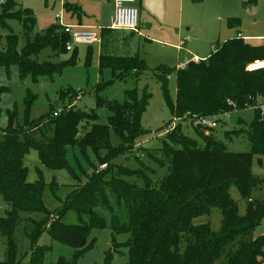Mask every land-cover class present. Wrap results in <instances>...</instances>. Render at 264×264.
<instances>
[{
	"label": "trees",
	"instance_id": "trees-1",
	"mask_svg": "<svg viewBox=\"0 0 264 264\" xmlns=\"http://www.w3.org/2000/svg\"><path fill=\"white\" fill-rule=\"evenodd\" d=\"M17 6V0L0 1V24L8 28L9 19L21 20L27 43L19 50L18 38L8 28L5 39L0 36V65L8 69L17 65L20 80L30 78L34 82L40 77L53 78L66 66L75 65L77 50L61 64L35 59L45 47H51L56 53L66 52L70 36L59 25L31 36L36 18L32 10L17 9ZM78 8L69 5L67 10L77 11ZM234 24H240V20H228L229 26ZM92 56L93 46H89L88 67ZM255 59H264V47H251L244 44L242 37H234L219 43L205 60L189 61L183 68L159 67L157 78L162 83L173 117L166 126L177 122L161 139V156L153 158L148 154L165 169V174L156 182L151 174L157 171L138 157L139 168L116 163L118 158L131 154L144 134L142 116L150 95L145 93L140 99L136 92L130 91L123 103L102 96L111 83L130 76L139 77L146 68L139 57L100 55V68H110L114 80L94 87L96 106L90 111L63 107L54 116L57 107L51 105L48 116L30 120L29 113L37 94L28 90L23 101L27 116L25 125H16L18 109L15 106L9 111L8 126L0 128V197L7 206L5 215H0V237L5 244V258L0 264H22L26 253L31 254L26 264H80L84 254L95 245V239L91 238L92 228L106 226L96 212L99 201L111 210L110 228L114 239L103 264H112L116 235L125 232L129 233L123 243L128 249V264H264V235L253 236V231L264 219V199L248 201L245 214L240 215L238 203L230 193L231 188L236 187L241 197L249 200L253 190L262 184L253 174L252 164L255 155L264 156V111L257 101L258 95L264 96V69L246 70ZM174 70L177 91L172 101L168 95V78ZM5 91L0 89V97ZM67 93H71V101L77 99L78 92L72 87L60 90L59 98L63 100ZM100 108L110 112L106 124L98 122ZM247 108L255 112L250 128L245 130L250 152L229 151L214 136V128L195 126L204 141L201 146L187 136L181 123L190 120L193 124L200 118L219 120L224 113ZM112 131L120 140L117 146L112 143ZM70 147H78L87 159V151L91 149L105 168L94 171L85 184L72 189L65 196L63 208L51 218L45 193L49 189L56 195L62 185L56 180L47 184L41 169H38L36 181H28L29 170L24 158L35 149L42 166L74 173L67 160ZM109 196L125 207L127 222L120 221L110 206ZM215 208L222 213L219 231H214L209 222L194 223L196 218L211 214ZM68 211L76 213L78 223L64 221ZM22 223H25L24 232L30 246L20 256L16 231ZM44 232L53 240L71 246L74 249L72 258L61 257L55 263H46L45 255L50 247L39 243Z\"/></svg>",
	"mask_w": 264,
	"mask_h": 264
},
{
	"label": "rangeland",
	"instance_id": "rangeland-1",
	"mask_svg": "<svg viewBox=\"0 0 264 264\" xmlns=\"http://www.w3.org/2000/svg\"><path fill=\"white\" fill-rule=\"evenodd\" d=\"M4 2L5 0H0ZM64 0H17V9L32 10L36 25L34 31L42 33L48 30L56 21V14L62 13L63 17H67L68 13L63 7ZM70 3L79 4L83 10L91 13H99V20L94 17L90 19V23L94 25L99 32L101 28H107L111 25V16L113 14L112 2L109 0H89L76 1L67 0ZM248 1L249 3H245ZM143 0V4H153L154 7L149 9L150 15L147 21H140V32L130 33V31H104L102 32V48L107 54H119L115 56L131 57L137 56L145 63V70L138 78L128 77L122 81L111 83L103 92L102 96L111 101L123 103L126 100L127 93L134 91L138 98L142 99L145 93L150 95L149 103L142 116V126L145 130L144 134L138 139L137 145L131 154L126 157L122 156L116 160V163L128 166L130 168H139V162L136 157L150 168L157 171L151 174L155 180L160 179L165 174V169H161L157 162L151 159L156 156L160 157L159 148L161 139L169 131L168 127L176 124L174 121L166 126L173 118L167 104V99L163 91L162 83L157 78L159 67L165 66L168 69H176L179 64L192 59L198 54L204 56L209 51L214 31L213 17L223 20L221 38L227 35H233L234 32H228L227 21L229 18H238L241 22V32L244 37V44L251 47H264V0H185L181 13L175 14L173 18H165L158 11L159 8L164 9V5L160 4L161 0ZM164 2V0H162ZM161 5V6H160ZM178 12V11H177ZM159 13V14H158ZM180 14V15H179ZM106 20V22H104ZM218 24V25H217ZM220 24L216 22V27ZM8 28L18 38V48L22 50L26 43L27 37L21 20L9 19L7 21ZM0 24V36L5 39L9 34V29ZM228 37V36H227ZM224 39H220L222 43ZM207 42V46H204ZM209 42V43H208ZM218 39L215 40L216 46ZM3 47L6 42L3 40ZM77 50L78 58L75 65L66 66L61 74L54 75L53 78L40 77L36 82L27 78L21 81L19 78V70L17 65H11L9 69L0 65V89L6 91L0 97V128H6L9 124V111L15 106L18 109L16 125L24 126L26 123V110L23 105L27 91L37 94V99L33 104L29 118L30 120H39L51 113L50 106L54 105L56 110L63 107H76L83 111H90L96 106V96L94 87L97 84L114 80L113 72L110 68H100L98 51L93 50L91 65H86L87 47H74L73 51L64 53H56L51 47L41 49L35 56L39 62L49 61L61 64L69 60ZM113 55V54H112ZM72 87L78 92L77 99L71 101V93H67V97L63 100L59 98L60 90H66ZM177 91L176 71L174 70L168 78V95L174 101ZM80 92V93H79ZM262 100L264 96L258 95L257 101ZM55 110V111H56ZM99 120L101 124H106L110 112L107 108L98 110ZM255 112L253 108L243 110H235L228 115L219 116L218 126L213 129L214 136L220 140L229 151L232 152H250L251 145L249 138L245 132L248 130L254 120ZM184 132L191 139L196 140L201 146L204 141L199 135L196 127L191 124L190 120L181 122ZM166 126V127H165ZM244 130L239 134H230L235 130ZM168 130V131H167ZM111 140L113 145L120 143L119 138L112 131ZM89 159L85 158L78 147H70L67 153L68 163L74 173L67 169L51 170L42 166L37 150L32 149L24 158L25 165L28 167V181L34 182L38 179V169L42 170L43 179L47 184H51L56 180L62 185L58 189L56 195L47 189L45 193L46 206L50 210L51 218L55 216L64 206L65 196L75 187L85 184L88 177L94 171H99L103 167L96 159L93 151H87ZM115 163V164H116ZM96 167L94 169L93 165ZM105 168V167H104ZM253 174L262 180V184L257 186L251 194V198L243 199L236 187L230 190L232 198L238 203L240 215H244L247 209L248 201H256L264 199V156L255 155L252 164ZM110 206L119 216L122 223L127 222V213L123 205H118L116 199L109 196ZM7 206L0 197V215H5ZM97 214L104 219L106 226L104 228L93 227L91 230V238L95 239V245L87 251L80 260V264H103L106 252L112 248L114 242L113 230L110 228L112 222V213L104 202L99 201L96 207ZM64 221L68 224L78 223V216L73 211H68L64 216ZM210 223L214 231H219L222 222V213L219 209H213L209 215H203L194 220V223ZM25 223H22L16 231L19 241V247L23 256L28 250L30 243L24 232ZM264 235V219L253 231V236ZM129 238V233L117 234L114 246L112 264H128V249L123 243ZM41 245H48L50 251L45 255L46 263H55L61 257L70 260L74 253L71 246L53 240L47 232H44L40 242ZM31 254L26 253L23 257L22 264H26L30 260ZM5 258V244L0 237V260Z\"/></svg>",
	"mask_w": 264,
	"mask_h": 264
},
{
	"label": "built area",
	"instance_id": "built-area-1",
	"mask_svg": "<svg viewBox=\"0 0 264 264\" xmlns=\"http://www.w3.org/2000/svg\"><path fill=\"white\" fill-rule=\"evenodd\" d=\"M114 6L115 11L112 17L111 29L139 32L140 11L137 7V0H114ZM56 18L59 21L61 30L70 36V40L66 43L67 51H73L74 47H89L101 44L102 35L101 32H99L97 29L64 25L61 21L60 14H57ZM192 61L199 62L200 58L194 55ZM261 69H264V59H255L246 66V70L248 72H254ZM62 110L63 108L56 110L53 115L57 116ZM229 113H224L223 116L228 115ZM193 125L196 127H200L201 129L216 128L218 126V120L200 118L196 119L193 122ZM174 127L175 124H173V127L169 126V131L172 130ZM102 167H104V165Z\"/></svg>",
	"mask_w": 264,
	"mask_h": 264
},
{
	"label": "crops",
	"instance_id": "crops-1",
	"mask_svg": "<svg viewBox=\"0 0 264 264\" xmlns=\"http://www.w3.org/2000/svg\"><path fill=\"white\" fill-rule=\"evenodd\" d=\"M21 1L22 0H20V2ZM76 1H79V0H76ZM109 1L112 2V6H113V9H114L113 10V14L111 16V23H112V17L114 15L115 6H114V0H109ZM184 1L185 0H164V2H162V0H161V3L160 4L164 5V7H163L164 9L159 8L158 11L165 18H171V17L173 18V16H175V14L182 12L183 5H184ZM200 1H198V2H200ZM156 3L159 4L158 0H156ZM245 3L247 4L249 2L246 1ZM69 5L75 6V7L76 6H79V8L77 9V11L67 10V7ZM63 7L67 11V13H68L67 17H63V14L62 13H59L61 15V21H62V23L64 25L79 26L81 28H94V29H97L89 21L93 17L95 19L99 20V13H91V12H88L87 10L85 11V10H83V8L79 4L74 3V2L73 3H70L67 0H64L63 1ZM137 7L139 8V11H140V21H142V20L147 21L149 19V15H150L149 9H152L154 7V5L148 3L147 6H145L143 4V0H137ZM55 18H56V16H55ZM214 18H215V21H214V31L212 32L213 34H212V39L210 40V43L208 42L211 45V47H210L209 51H206L205 55L202 56V57H200L198 54H196V56H198L200 58V60H205L206 58L209 57V55L212 53V51L216 50L217 46L214 44V42H215L216 39H218L217 45L219 44L220 39H224V41H226L227 39L234 38V37H242L243 39H247V38L244 37L243 33L241 32V22H240V24H234V26L231 27V26L228 25V21L226 22L227 23V26H228V32H230V33L231 32H234V34L232 36L231 35H227L228 37L225 36L224 38H221V33L223 31L222 30V25H223L224 22H223L222 19H218V21H217V18L216 17H213L211 20H213ZM229 19H231V18H229ZM219 21H220V24H219L218 27H216V22H219ZM104 22H106V20ZM53 25H59L60 26L59 21L57 20V18H56V21L54 22ZM34 29H35V27H34ZM101 30H102V32H104L105 30H107V31H110V30L111 31H118V30L111 29V25L109 27H107V28H104L103 27V28H101ZM102 32H101V35H102ZM139 32H140V29H139ZM35 33H37V32H35L33 30L31 36H33ZM130 33H132L131 35H133L134 33H137V32L130 31ZM101 44H102V42H101ZM101 44L100 45L93 46V50H96L97 49V51H98L99 60H100V55L102 53H105V51H104L105 49L102 48V45ZM204 46H207V42H205ZM83 47H86V46H83ZM112 54L113 55H119L118 53L117 54L112 53ZM189 61H192V59H188L187 61L180 63L179 64V67H177V68H183V67H185ZM258 103L259 104H262L261 107H262V109L264 111V103L262 102V100L258 101ZM212 120H215V119H212Z\"/></svg>",
	"mask_w": 264,
	"mask_h": 264
}]
</instances>
